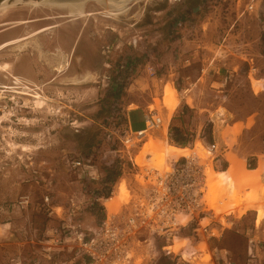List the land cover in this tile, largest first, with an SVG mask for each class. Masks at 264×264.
<instances>
[{
    "label": "rangeland",
    "instance_id": "obj_1",
    "mask_svg": "<svg viewBox=\"0 0 264 264\" xmlns=\"http://www.w3.org/2000/svg\"><path fill=\"white\" fill-rule=\"evenodd\" d=\"M4 1L0 6V264L70 261L74 252L67 245L60 251L50 249L48 258L41 241L63 232L67 224H79L83 230L98 225L106 208L118 212L129 198V188L137 186L130 156L140 169H163L191 152L168 142L164 127L149 130L139 142L129 126V112L149 101L150 108H169V95L175 100L170 110L183 104L185 69L202 67L197 58L189 65L185 54H195L198 48L207 56L222 52L224 58L219 54L223 59L217 62L235 70L225 82V91L218 94L207 87L208 79L198 94L205 108L216 100L226 104L219 111H230L232 121L253 115L257 123L239 136L234 147L237 152L260 155V168L236 177L235 163L226 172L222 158L223 168L214 165L208 172L211 188L206 199L214 214L202 220L186 217L185 227L172 236L170 254L160 246L164 238L157 237L156 248L140 245L133 260L136 264H264V92L252 93L244 74L251 66L259 72L264 68V6L250 9L257 0H86L76 7L46 0H0V4ZM205 20L213 23L202 27ZM241 53L252 55L253 61L245 64ZM175 72L177 90L165 82ZM13 74L28 79L36 94L19 92L27 86ZM252 82L257 83L253 78ZM227 117L219 127H228ZM132 120L134 129L145 126L139 110L132 113ZM127 134L137 142L129 148L121 140ZM151 144L154 148L149 149ZM195 145V152L203 156L201 143ZM257 159L250 160L251 166L257 165ZM122 184L127 194L120 198ZM102 193L112 198L97 201ZM234 195L240 197L237 205Z\"/></svg>",
    "mask_w": 264,
    "mask_h": 264
},
{
    "label": "built area",
    "instance_id": "obj_2",
    "mask_svg": "<svg viewBox=\"0 0 264 264\" xmlns=\"http://www.w3.org/2000/svg\"><path fill=\"white\" fill-rule=\"evenodd\" d=\"M145 124V129L140 130L144 131L142 134L135 132L139 142L149 130L163 125L156 109L148 110ZM132 135L121 139L127 148L137 143ZM201 144L203 156L192 152L171 160L163 169L153 166L140 169L130 156L137 186L129 188V198L119 211L111 213L106 208L104 219L87 230L81 229L79 224H67L63 232L52 233L51 238L41 241L46 243L43 246L46 257H52L50 249L60 251L67 245L74 255L63 264H136L133 251L140 245L156 248L157 237L164 238L165 243L160 246L170 254L174 245L172 236L185 227L186 217L202 220L214 214L206 199L208 172L214 165L223 168V156L216 142L203 141ZM110 192L113 195L114 189ZM111 195L102 193L96 200L103 203L112 198Z\"/></svg>",
    "mask_w": 264,
    "mask_h": 264
},
{
    "label": "crops",
    "instance_id": "obj_3",
    "mask_svg": "<svg viewBox=\"0 0 264 264\" xmlns=\"http://www.w3.org/2000/svg\"><path fill=\"white\" fill-rule=\"evenodd\" d=\"M263 1L264 0H257L255 5L252 4L254 9L258 11L259 8H262L264 6ZM232 4L233 3H230V7L227 8L231 9L233 6ZM240 16H242V13H239V17ZM208 23L213 22L210 20L206 22L205 20L201 25L202 27L211 25ZM199 41L198 43H200ZM219 54H221L224 58L225 54L220 51L213 56H207L202 50H200V48L195 51V54H185V60L189 65L191 64L193 58H197L202 61V67L196 70H193L192 68L187 70L185 69V95H183V104L177 105L173 110L164 106L165 108L162 107L160 111L157 109L156 111L159 116L162 114L161 118L163 125L161 127L166 128L165 139L168 142H173L176 145H180L181 148H189L192 151H194V149L196 150L195 141L197 139L199 140L201 136L204 137V141L207 140V143L216 142L221 149L222 156L226 162L224 167H226V170H229L232 165L231 163L234 162L236 165L235 176L237 177L239 172L256 171L260 168V155L255 153L244 154L243 152H237L235 150L236 147H234L237 144L239 136L245 131L251 129L253 125L257 123V120L253 119V115H251L244 119L232 121L233 117L230 116L232 114L230 111H227L228 114H226L225 111H219L221 108L226 109V104L224 105L218 100H216L215 105L213 106L208 105V108L203 107L205 104L202 103L198 92L205 90V86L203 84L204 80L210 79L207 87L212 88L219 94L225 91V82H227V80L231 77V74L235 72V70H231L229 67L224 68L217 62L216 59H223L218 57L220 56ZM240 55L241 59L245 61V64H247V61L249 63L254 59L252 55H248L247 53H241ZM251 64L252 63H250V65ZM244 74L250 79L249 86L252 93L258 94L264 92V68L259 72L257 67L251 66L244 72ZM175 76L176 72L173 73L172 78L166 80L165 82H169L173 85L174 89L177 90ZM252 78L256 80V85L252 82ZM160 79L164 80V78L162 79L161 77ZM149 103H152V101H149L147 104L145 102H141L140 108L130 110L129 126L132 131L137 132L145 129L146 124L144 127L139 129L133 128L132 113L139 110L142 113L145 122V115L150 109L148 106ZM204 110H207L208 114L204 112ZM227 116H229V119L231 120L228 127L224 125L219 127L220 121L226 120L228 118ZM208 123H211L209 127ZM206 131L209 133V136H206ZM190 146L193 147L190 148ZM257 157V165L255 167L251 166L252 164L250 160H254ZM263 174L264 170L262 171L261 176H263Z\"/></svg>",
    "mask_w": 264,
    "mask_h": 264
},
{
    "label": "bare ground",
    "instance_id": "obj_4",
    "mask_svg": "<svg viewBox=\"0 0 264 264\" xmlns=\"http://www.w3.org/2000/svg\"><path fill=\"white\" fill-rule=\"evenodd\" d=\"M47 1V3H50V4H55V5H61V6H63V5H71V6H82V4H84L85 2H86V0H46ZM127 2V1H126ZM5 3H6V1H4V3H2V4H0V6L1 5H5ZM124 3V2H123ZM75 6V7H76ZM116 6V5H115ZM121 6V5H120ZM123 6V5H122ZM36 38V37H35ZM26 39V38H25ZM34 39V38H33ZM21 41H24V39L23 40H21ZM21 41H18L19 43L21 42ZM22 44V43H21ZM23 45V44H22ZM56 51V50H55ZM60 52H63V51H60ZM21 70H23L24 72L26 71V67L25 68H23V67H21ZM12 77L14 78V79H16V81L17 82H19V83H24V84H26V88H23L21 91H19V92H21V93H24V94H28V95H35L36 94V92H31V91H33V90H31L30 89V86L28 85V83H26V80H28V79H26V78H24V77H22V76H20V75H12ZM25 81V82H24ZM29 82V81H28ZM31 84H32V82H31ZM14 89V88H13ZM166 103H167V105L169 106V108L171 107V106H174L173 104H175V100L173 99V97L172 96H167V98H166ZM161 117V116H160ZM141 132V134L144 132V131H140ZM197 141L199 142V143H202L204 140L203 139H199V140H196L195 142L197 143ZM195 143V144H196ZM202 145V144H201ZM170 146H172V145H170ZM172 147H174L175 149H177L178 147H175V146H172ZM191 147H193V146H190V148ZM151 148H154V146H153V144H151V145H149V149H151ZM203 148V147H202ZM179 149V148H178ZM183 149H185V148H183ZM196 150L194 149V151H192L191 150V152L190 153H192V152H195ZM153 153V152H152ZM189 153V154H190ZM154 154V153H153ZM155 156V155H154ZM157 159H158V161H159V158L157 157V156H155ZM161 160L163 161L164 159H162L161 158ZM159 162H161V161H159ZM209 169V168H208ZM226 172H227V170H225ZM225 171H222V172H225ZM216 183H217V181H216ZM212 185V184H211ZM210 184H209V177H208V187H207V189L208 190H210ZM212 188L213 189H216V187L213 185L212 186ZM120 191L121 192H119L120 193V198H122V196H125L126 194H127V192H126V188H125V184H122V186H120ZM234 203L237 205L239 202L238 201H240V197L239 196H236V195H234ZM212 199H213V197H212ZM217 201V200H216Z\"/></svg>",
    "mask_w": 264,
    "mask_h": 264
},
{
    "label": "water",
    "instance_id": "obj_5",
    "mask_svg": "<svg viewBox=\"0 0 264 264\" xmlns=\"http://www.w3.org/2000/svg\"><path fill=\"white\" fill-rule=\"evenodd\" d=\"M101 1H104V0H101ZM115 1V0H114ZM119 1H121V0H119Z\"/></svg>",
    "mask_w": 264,
    "mask_h": 264
}]
</instances>
